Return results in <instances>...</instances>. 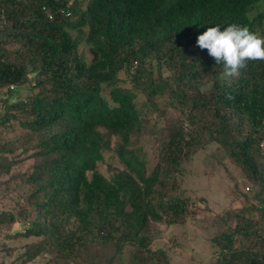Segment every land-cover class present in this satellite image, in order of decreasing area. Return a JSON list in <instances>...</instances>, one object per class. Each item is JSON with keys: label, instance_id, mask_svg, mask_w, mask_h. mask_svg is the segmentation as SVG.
<instances>
[{"label": "trees", "instance_id": "16d2710c", "mask_svg": "<svg viewBox=\"0 0 264 264\" xmlns=\"http://www.w3.org/2000/svg\"><path fill=\"white\" fill-rule=\"evenodd\" d=\"M229 23L264 35V0H0V171L18 144L35 140L15 207L0 210L1 228L30 239L19 264L40 255L51 264H172L152 246L150 225L197 214L181 189L182 163L209 142L238 166L252 198L226 211L233 224L196 264H264V61L221 81L223 64L196 43ZM165 61L176 62L173 78L162 74ZM138 95L146 112L164 114L165 96L181 113L163 130L149 127L159 142L150 167L134 139L145 127ZM14 124L24 132L3 139ZM105 153L122 164L109 175L97 167Z\"/></svg>", "mask_w": 264, "mask_h": 264}, {"label": "rangeland", "instance_id": "374dc122", "mask_svg": "<svg viewBox=\"0 0 264 264\" xmlns=\"http://www.w3.org/2000/svg\"><path fill=\"white\" fill-rule=\"evenodd\" d=\"M85 1V0H84ZM80 50L86 59L90 54L85 44L80 45ZM163 76L173 78L177 74L176 62L165 63L162 66ZM121 84L129 86L128 74L125 70L119 72ZM203 85L202 88H206ZM23 89V88H22ZM27 92L21 91L24 96ZM139 104L143 102L141 95L137 96ZM159 103L165 105V113L156 116V112H144V131L135 136V142L143 149L142 156L150 167L157 155L158 139L148 133L151 126H157L161 130L168 126L169 122L180 117V111L167 103L165 96L159 98ZM188 124H184L187 130ZM22 129L14 124L3 134V139H12L20 135ZM165 136V135H164ZM164 140V139H163ZM116 138L113 137V144ZM35 140L24 145L18 144L9 156H14L7 172L0 171V210L14 209L22 187L19 184V176L26 172L34 161L31 152L34 150ZM27 147V148H26ZM7 154V153H5ZM183 175L180 177V185L183 193L188 196L197 208V214L182 224L166 225L162 222H151L150 233L152 246H162L167 249L172 264H196L206 262L211 258L215 247L212 244L213 237L222 229L233 224L232 218H227L226 211L241 206L246 201H251V183L242 177L238 166L228 158H221L220 147L214 142L206 143L200 147L188 160L183 161ZM97 167L105 175H109L122 164L109 153L98 161ZM1 170V169H0ZM250 190L245 191V186ZM248 196V197H247ZM202 198V199H201ZM15 228L0 227V264H19L20 253L23 251L25 241L21 237H12L10 232ZM47 255H40L23 264H51Z\"/></svg>", "mask_w": 264, "mask_h": 264}, {"label": "clouds", "instance_id": "9594fccd", "mask_svg": "<svg viewBox=\"0 0 264 264\" xmlns=\"http://www.w3.org/2000/svg\"><path fill=\"white\" fill-rule=\"evenodd\" d=\"M197 46L206 49L216 64H223L219 80L239 76L247 61H264V35L247 25L229 23L227 26L207 27L196 39Z\"/></svg>", "mask_w": 264, "mask_h": 264}, {"label": "built area", "instance_id": "2783aa9c", "mask_svg": "<svg viewBox=\"0 0 264 264\" xmlns=\"http://www.w3.org/2000/svg\"><path fill=\"white\" fill-rule=\"evenodd\" d=\"M61 12L64 13L65 15L69 14V10L68 9H66V10L65 9H61ZM135 64H136V61H134L133 64L130 66L131 71L135 67ZM258 149H259V153L262 156H264V135L259 138ZM248 190H250V187L247 185V186H245V191H248Z\"/></svg>", "mask_w": 264, "mask_h": 264}]
</instances>
